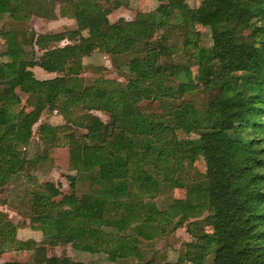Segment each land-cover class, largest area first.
Segmentation results:
<instances>
[{"label": "trees", "instance_id": "1", "mask_svg": "<svg viewBox=\"0 0 264 264\" xmlns=\"http://www.w3.org/2000/svg\"><path fill=\"white\" fill-rule=\"evenodd\" d=\"M98 1L106 7H99ZM118 4L119 0H0V33L14 35L13 43L0 45V187L23 171V149L40 114L76 103L69 119L38 136L42 145L67 148V169L73 173L67 176L69 187L73 190L79 180L88 184V193L76 197L71 192L51 201L60 195L51 184L32 191L31 222L43 240L63 239L76 228L79 241L71 244L74 249L140 261L143 251L121 232L135 225L138 238L148 242L157 223L170 214L179 218V225L189 221L185 232L193 241L176 262L163 264H204L209 255L211 264H264V0H202L195 9L174 10L169 4L156 8L165 21L180 19L184 27L194 20L209 29L213 45L193 56L198 62L218 61L216 67L203 69V84L225 87L222 98L210 102L206 111L180 102L162 119L142 110L141 102L180 96L184 89L160 86V62L167 61L168 54L145 49L140 57L135 49L161 24L154 22L152 13L109 24L106 15ZM31 10H36L35 17L64 18L73 24L35 34L26 25ZM253 19L259 23L253 29L255 46L238 43L223 30L232 22ZM61 41L66 43L59 47ZM99 53L117 72H127L124 83L101 77L84 83L82 61ZM128 56L132 57L123 62ZM224 58L225 64L220 61ZM33 67L57 76L36 80ZM180 72V66L170 67L172 78ZM21 97L31 107L27 113L20 107ZM77 109L83 113L75 117ZM92 112L103 113L109 122ZM70 125L84 129L85 143L80 144L72 130L67 133ZM177 131L200 134L177 140ZM197 157L204 160L205 173L186 187L183 199L173 200L165 212L145 201L160 186L182 189L177 173ZM14 236L15 227L0 212V255L9 251ZM1 264L87 263L47 256L40 246L28 263Z\"/></svg>", "mask_w": 264, "mask_h": 264}, {"label": "rangeland", "instance_id": "2", "mask_svg": "<svg viewBox=\"0 0 264 264\" xmlns=\"http://www.w3.org/2000/svg\"><path fill=\"white\" fill-rule=\"evenodd\" d=\"M97 3L99 7H106L101 1ZM201 3L202 0H186L185 5L181 2L169 3L167 0H119L117 7L110 10L106 15L107 22L113 24L119 19L127 22L132 21L138 13H152L154 22L161 24L152 32L146 34V37L142 38L135 48L137 50L136 55L140 57L145 55L142 52L145 49H153L155 53L164 52L168 54V60L160 62L159 68H161V71L158 75L160 86L176 88L178 85H182L184 89L180 96L175 94L173 98L160 99L161 101L153 103L151 101L141 102L140 108L142 110L149 111V113L160 117V119L168 115L170 110L180 102H189L198 111L204 112L210 102L223 96L225 87L221 84L213 83L209 86L203 84L205 80L203 69L205 67H216L219 64L218 61L216 62V60L211 58L210 60L203 58L201 62H198L197 57L193 56L198 49H208L213 45L209 29L200 27L194 20L188 21L184 27L180 25V19L176 21L170 17V20L165 21L157 10L158 7L168 4L174 10H182L185 7L195 9ZM31 12L35 17L36 10H31ZM171 12V14H174L173 11ZM27 23H30L29 20ZM31 25L39 28L40 31L44 29L40 21H34ZM257 25L259 23L255 19L244 24L236 21L224 27L223 30L232 35L235 38L233 39L234 41L238 40V43L242 42L246 46H250L256 40L257 33H253V29ZM27 27L29 28L28 25ZM132 56H128L123 62H126L127 59L129 60ZM220 61L224 64L226 62L225 58L223 60L220 59ZM82 63L84 69L81 72V76L85 79V84H89L91 80L97 77L124 83L129 77L126 71L118 69L121 72L120 75L112 67L110 60L101 53L91 55L89 58L84 59ZM176 65L181 67V72L178 77L172 78L170 67ZM99 67L102 69L101 71L96 70ZM187 74L188 77L186 76ZM25 100V97H21L20 107L27 113L31 107ZM77 106L78 104L76 103H67L58 112L48 113L44 111L40 114L38 121L31 128L32 136L23 149L24 158L26 159L23 171L19 175L3 181L0 187V212L5 214L15 227L13 244L9 251L0 255V264L3 262L28 263L32 259L34 248L40 246L44 247L47 256H65L72 261L87 264H163L176 262L178 256L184 253L186 246L192 243L193 239L185 232L186 224L189 221L179 225L177 224L179 218L170 214L160 224L157 223L153 238L148 242L138 238V231L135 225L121 232L123 236H130L135 245L143 251V257L140 261L135 259L114 260L102 253L88 254L74 249L71 244L79 241L78 229L76 228L70 229L65 238L54 242L43 240L41 232L34 228L36 224L34 225L31 222L30 194L36 187L45 183L51 184L60 193L59 196L52 198L51 201H57L58 197L68 196L71 192L76 197L88 193V184L79 180L74 183L73 190L69 187L67 176H71L73 173L67 169V148L42 145L38 136L40 131H51L55 126L62 125L69 119L68 116H71L70 112ZM82 113V110L77 109L73 116L77 117ZM92 114L96 115L103 123L109 122L108 116L103 113L92 112ZM133 123L134 121H132ZM70 128L67 133L72 130L76 140H79L80 144L85 143L81 139V135L85 132L84 129L71 125ZM199 134V132L185 134L177 131L175 135L177 140H191L197 138ZM17 147L19 146L17 145ZM204 173V160L197 157L193 164H185L182 170L177 173L178 179L183 184L182 189L171 188L166 185L160 186L156 195L151 198L145 197V201L152 202L158 211L165 212L173 200L183 199L186 187L202 180ZM201 219L192 221L200 222ZM107 231L113 232L109 229ZM207 232L210 234L209 228ZM211 259V255L206 257L204 264H211Z\"/></svg>", "mask_w": 264, "mask_h": 264}, {"label": "crops", "instance_id": "3", "mask_svg": "<svg viewBox=\"0 0 264 264\" xmlns=\"http://www.w3.org/2000/svg\"><path fill=\"white\" fill-rule=\"evenodd\" d=\"M34 21L42 22V26L44 27V29L40 31L39 28H35L34 26H32L31 23H33ZM29 22L30 23L29 24L27 23L26 25H28L29 29H31L35 34H45L48 32H56L61 27L69 28L73 24L71 20H67L64 18H57V17H55L54 19L45 20L43 18H38V17L35 18L34 16H31L29 18ZM13 42H14V35L9 33V31L5 30L2 33H0V45L13 43ZM64 43L66 42L61 41L58 44V46L61 47ZM1 61H6V60L5 58H3ZM30 72L32 73L33 77L36 80H48V79H52L55 76H57V74L55 73L45 72L38 67L31 68Z\"/></svg>", "mask_w": 264, "mask_h": 264}]
</instances>
